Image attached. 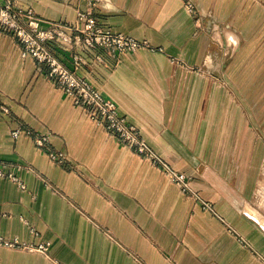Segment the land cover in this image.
I'll return each instance as SVG.
<instances>
[{
    "label": "crops",
    "instance_id": "0c3cea01",
    "mask_svg": "<svg viewBox=\"0 0 264 264\" xmlns=\"http://www.w3.org/2000/svg\"><path fill=\"white\" fill-rule=\"evenodd\" d=\"M191 1L198 20L182 0L98 2L100 26L154 50L113 56L63 37L48 45L157 154L191 176L212 210L94 124L0 29V161L18 177L0 176V234L48 244L46 252L0 246V264H264V224L256 216L264 129L250 98L264 92V65L252 66L264 58V0ZM14 2L32 8L43 27L74 24L89 6ZM37 136L49 141L38 145Z\"/></svg>",
    "mask_w": 264,
    "mask_h": 264
},
{
    "label": "built area",
    "instance_id": "2783aa9c",
    "mask_svg": "<svg viewBox=\"0 0 264 264\" xmlns=\"http://www.w3.org/2000/svg\"><path fill=\"white\" fill-rule=\"evenodd\" d=\"M89 2L86 10H78L74 24L67 22H49L42 26L43 19L29 8L24 10L15 6L14 0H0V29L12 34L23 46L24 53L30 54L39 66H43L50 80L55 82L69 96L76 105L81 106L90 120L97 126L104 127L124 146L130 148L139 156L149 160L160 168L163 173L187 196L201 203L202 207L212 210V205L203 200L192 186V178L183 171L174 169L168 161L155 152L142 136L139 129L120 116L117 106L106 99L102 93L84 76L68 68L50 49L48 43L57 37L67 38L74 44L88 47H102L113 56L124 52H134L140 49L155 48L147 41L123 33H116L100 26L95 18L94 9L100 0H84ZM186 9L199 19L195 5L191 0H182ZM79 60V58H76ZM48 137L37 136L35 142L43 145ZM55 160L62 161L64 153H50ZM9 163L0 161V176L15 179L13 173H7L5 168ZM18 169L21 168L18 166ZM24 187V185H22ZM0 246L9 248L37 249L41 252L48 250V244L35 247L27 244L19 237L7 238L0 234Z\"/></svg>",
    "mask_w": 264,
    "mask_h": 264
},
{
    "label": "rangeland",
    "instance_id": "374dc122",
    "mask_svg": "<svg viewBox=\"0 0 264 264\" xmlns=\"http://www.w3.org/2000/svg\"><path fill=\"white\" fill-rule=\"evenodd\" d=\"M264 65V58L261 60H256L252 66L255 68L256 67H263ZM263 93L264 92H259V91H251L250 93V98L251 101L253 102L254 106H252V111L254 113V116L260 120V125L261 127L264 129V106H263V101L261 100L263 97ZM259 100H261L260 106H259ZM263 182H264V177H263ZM259 204H260V208H261V213L257 214L256 216H258V218H260V220L262 221V223L264 224V187L262 188V195L259 199Z\"/></svg>",
    "mask_w": 264,
    "mask_h": 264
}]
</instances>
